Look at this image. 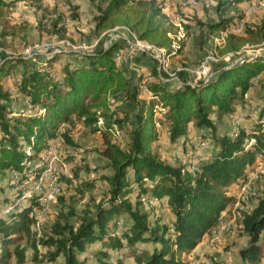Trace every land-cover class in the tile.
<instances>
[{
  "label": "trees",
  "instance_id": "obj_1",
  "mask_svg": "<svg viewBox=\"0 0 264 264\" xmlns=\"http://www.w3.org/2000/svg\"><path fill=\"white\" fill-rule=\"evenodd\" d=\"M102 1L106 2L97 5V14L93 16L94 33L125 26L138 38L172 51L170 26L162 12L161 0ZM251 1L235 0L233 3L239 5L237 12L210 23V30L237 23L242 17L240 4ZM9 4L0 0V38L23 32L28 26L26 21L10 22ZM71 16L78 18L76 12ZM63 17V13H58L50 22L40 20L38 28L65 37ZM263 42L264 19L257 24H245L240 33L229 31L216 47L221 54L236 53L245 45ZM118 47L113 42L92 51L73 53L59 66L56 61L61 54H43L38 60L21 54L0 55V173L15 168L20 172V180L32 177L34 168L29 161L45 149L46 139L56 134L60 123L75 117L101 133L102 154L108 159L111 173L100 174V179L107 183L108 196L94 210L84 212L77 225L67 220L55 222L53 235L42 239L45 245L53 246L47 260L54 261L61 255L63 260L57 264H86L89 259L91 264H124V257H131L134 260L131 264H183L181 254L198 242L225 208L231 181L243 174L257 154H264V93L257 103L258 116L250 126H239L235 134H216L211 116L215 109L219 115L229 113L234 109L232 102L237 93L242 96L249 93L251 78L264 71V54L226 62L206 80L198 83L184 80L171 88L154 66L149 70L154 79L142 82V74L133 79L114 59L113 52ZM11 71L19 75V82L12 83L13 89L40 112L10 111L9 83L4 78ZM142 83L149 93L142 92ZM121 95L132 106L119 103L117 98ZM247 95V99H253ZM113 103L115 109L111 108ZM158 104L164 109L161 126L171 140L189 137V127L196 128L202 137L207 129L212 131L215 146L210 156L195 160V170L180 162L164 160L153 149L152 142L157 138L154 112ZM128 121L131 125L127 129ZM114 124L127 130L126 146L111 140L109 133ZM62 136L67 144H74L68 128L63 129ZM248 137L255 141L246 147ZM24 144L30 147V152ZM129 168L133 170L132 176ZM148 193L171 210L169 222H160L161 214L155 212L151 224V212L141 200ZM30 200L0 216V264H10L11 254L14 264H25L26 247L17 244L11 250L9 243L12 233L28 229L34 194ZM118 215L124 217L116 229L114 219ZM242 223L249 241L240 249V255L247 264H258L264 257V198L244 215ZM94 241L101 245L86 254V245ZM137 242H151L154 246L148 250L137 246ZM32 246L36 248V243Z\"/></svg>",
  "mask_w": 264,
  "mask_h": 264
},
{
  "label": "rangeland",
  "instance_id": "obj_2",
  "mask_svg": "<svg viewBox=\"0 0 264 264\" xmlns=\"http://www.w3.org/2000/svg\"><path fill=\"white\" fill-rule=\"evenodd\" d=\"M234 1L197 0V5H191L187 0H172V9L181 22L184 35L178 40L179 52L171 56L166 64H161L160 76L171 88H175L184 80L194 83L195 71L203 55L208 50H216L218 52L217 59L209 64L208 69L204 73L208 75H212L226 62H236L245 56L264 54V43L253 46L245 45L241 52L230 54H221L215 47L216 42L221 40L232 24L227 28L213 32L208 25L218 21L221 16H232L233 12H237L236 8L238 7L236 6L239 5L233 3ZM105 2L102 0H27V4L23 7L24 16L21 17L27 21V29L10 36V44L0 45L14 54H21L24 46L36 40L71 39L77 42L81 39L92 41L98 38V43L93 47L95 49L106 47L113 42L119 44V47L113 52L115 61L126 63L125 59H122L123 56L132 55L134 58L139 57L141 62L149 64L148 68L142 69L144 72H148L151 66L157 69L160 63L156 58L157 53L153 50H130L129 42L133 40L134 36V32L131 29L125 26H116L102 31L100 34L93 32L95 23L93 16L97 14V5ZM249 4V2L240 4L239 14L242 17L237 22H242L243 28L245 24H257L264 19V3L251 12L248 9ZM75 12L78 14V18L74 19L75 22L72 25H66L65 37L38 28L37 24L40 20L50 22L58 13H69L71 15ZM59 22L62 23L61 17ZM168 24L172 32L175 33L177 28L171 23ZM76 25H81L86 30L84 32L77 31L75 29ZM74 30L75 32H73ZM192 45L195 46L196 53H193ZM62 48H64V51L60 60L56 61V66H59L61 62L67 60L74 53L65 44H62ZM42 55V53L36 52L30 57L38 60ZM125 65L129 69V65ZM133 74L135 73L130 72V75L135 79ZM9 76L11 77L10 81L7 79ZM16 76L19 77L18 73L11 71L4 80L8 83H13L14 80L12 78H16ZM203 76L201 74L200 79ZM143 77L144 75H142V80H144L142 82L154 79V77L149 79H144ZM196 80L199 79L197 78ZM251 80L252 84L248 88L249 93L243 96L239 92L237 93L236 98L232 102L234 108L232 111L220 113V115L216 109L212 112L211 116L215 124L216 134L227 132L235 134L239 126H250L251 122L258 116L260 110L257 108V103L260 102L261 95L264 93V71L255 74ZM142 92L145 91L142 90ZM247 94L252 95L253 99H247ZM117 100H119V103H127L132 106V102L128 101L124 95L119 96ZM14 101L17 107H23L21 98ZM32 108L23 112L31 114L41 111L39 108ZM163 111L164 109L160 104L156 105L154 122L157 128V138L153 140L152 147L160 158L179 162V156L187 154L186 157L191 158L195 162L199 156H210L211 150L215 146V140L210 129H207L205 137H202L196 132V128H192L189 137L181 136L173 141L167 136V132L161 126L160 120L163 119ZM122 114L120 113V115ZM236 116L239 121L236 120ZM99 124H102V120L99 121ZM130 125L131 122L128 121L125 127L128 129ZM64 128H68L72 134L74 144H67L64 141L62 136ZM109 136L112 141L126 146L128 141L127 130H125L123 135H117L110 131ZM194 136L202 139L204 144L200 145L194 139ZM250 138L252 137H248L244 143L246 147L255 141V139L250 141ZM45 142V149L40 152V155L29 161L34 168L32 173L37 175L44 168L45 165L40 163L41 156L49 145L56 143L60 191L56 199L44 208L38 207L36 203H33L29 210V216H32V219L26 225L28 229L12 233L9 248L12 250L17 244L24 245L26 247L25 264H57L62 261L63 257L61 255L56 257L54 261L47 260V255L53 250V246L45 245L42 243V239L53 235L54 224L57 221L62 223L67 220L69 223L77 225L84 212L94 210L95 205L108 196L107 183L100 179V174H110L111 170L108 165V159L102 154L104 142L99 131L93 130L90 126L85 125L74 117L70 121L60 123L56 134L47 138ZM23 147L27 152L31 151L29 146L24 144ZM191 149L194 152L192 156L190 155ZM132 173L133 170L129 168V175L132 176ZM34 175L22 181L20 180V172L15 168H9L2 174L0 173V203L7 201L16 192L22 191L21 185H24V183H27L28 186L32 185ZM88 183H93V185L90 186ZM226 194L229 199L216 221L192 248L181 254L183 264L189 261L192 264H247L239 252L249 241V236L243 229L242 220L244 215L255 207L258 200L264 198V154H257L253 161L245 166L243 174L231 181L227 187ZM141 200L151 212V224L155 220V212L161 214L160 222L170 221L172 213L164 205V202L160 203L149 193L143 195ZM123 217L124 215H118L114 219V227L116 229L120 226ZM33 242L36 243V248L32 246ZM100 245L99 241L87 244L85 253L90 255ZM136 245L146 247L148 250H151L154 246L151 242H137ZM124 250H127V248L124 247ZM9 262L14 264L13 254L9 257ZM128 263H134V260L131 257H124V264ZM86 264H91L90 259ZM258 264H264V257Z\"/></svg>",
  "mask_w": 264,
  "mask_h": 264
},
{
  "label": "built area",
  "instance_id": "obj_3",
  "mask_svg": "<svg viewBox=\"0 0 264 264\" xmlns=\"http://www.w3.org/2000/svg\"><path fill=\"white\" fill-rule=\"evenodd\" d=\"M48 1V0H47ZM162 1V12L166 15V20L168 23H171L173 26H175L177 28V31L175 33L172 32V30L170 29V31L168 32V34L171 36L172 38V43H171V52H167V50L164 47H158L155 46L149 42H147L146 40L140 39L138 38L135 33L133 36V40H131L129 42V47L130 50H134V49H140L143 51H149V50H153L155 53H157V59L159 61V65L157 66V71L160 74V69H161V64H166L168 59L175 55L178 52V40L181 39V37L184 35L183 30H182V26H181V22L179 20V18L177 17V15L175 14V12L172 9V5L173 2L172 0H161ZM187 2L191 5H197L198 2L197 0H187ZM249 11H254L257 8H259L263 3L264 0H255V1H251L249 2ZM63 22L65 25L70 26L72 25L75 20L71 17V15L69 13H65L64 17H63ZM77 29V31H82L84 32L86 30L85 27L81 26V25H76L75 26ZM116 27V26H115ZM243 30V23L242 22H237L235 24H233L229 31H233V32H242ZM75 32V30L73 31ZM226 32L224 34V36H222L220 41L216 42V46H219L222 44L224 37L226 36V34L228 33ZM99 39L96 38L95 40L92 41H86V40H78L77 42L72 41L71 39H62V40H36L34 42H32L31 44H28L26 46H24V48L21 51V55H25V56H32L34 53L36 52H40L42 54H62V52L64 51V48H62V44H65L68 48L72 49V51H74V53H84V52H88V51H92L95 50V48H93L94 46H96V44L98 43ZM264 43V42H263ZM215 46V47H216ZM232 52H228L226 54H230ZM236 53H239V51H237ZM1 54H11V55H18V54H14L10 51H8L4 46L0 45V55ZM218 57V52L216 50H208L202 57L198 68L195 71V78H194V83H198L202 80H206L208 79L211 75L208 74H204L205 71L208 69L209 64L211 62H213L214 60H216ZM146 69V68H144ZM201 74L204 75L203 78L200 79ZM142 75H144V79H149L151 77H153L149 71L148 72H142ZM11 77L9 76L7 79L8 81H10ZM199 80H196V79ZM14 81L13 82H19L18 79L19 77L16 76V78H12ZM144 81V80H142ZM12 83V82H10ZM8 86V90L10 92V101L8 103V107L10 109V111L14 112L16 110H20V111H24L26 109H33L32 104L30 103V101L23 96L21 93H19L18 91L13 89V86L10 85ZM142 90L145 92H150L147 87L142 83L141 85ZM22 100V108H19L16 106V103L14 100H18L20 99ZM115 103H113L111 105L112 109H115ZM258 110H260V106H257ZM236 120H238L237 116H236ZM101 121V120H99ZM98 121V122H99ZM112 132L116 133L117 135H123L125 134V130L124 128L119 127L117 124H114L112 129ZM168 133V131H166ZM196 136H194V139L197 140V142L200 145L204 144V141L200 138H198ZM254 138H250V141H253ZM198 151V150H197ZM193 149L190 150V155H193ZM187 154H181L179 156V162L183 165H185V167H187L190 170H195L196 169V165L195 162L191 159V158H187L186 157ZM42 159H41V164H44V168L37 174L33 176V184L28 186L27 183H24V185H21V188L23 189L22 191H18L15 194H13L12 196H10V198L7 201L1 202L0 203V216H5L8 213H10L11 211L20 208L24 203H29L31 202L30 200V196H32L33 194L35 195V203L36 206L38 207H45L47 206L50 202L54 201L60 191V186H59V172H58V164H57V150H56V143H52L51 145L48 146V148L45 150V152L42 154ZM186 264H192V262H187Z\"/></svg>",
  "mask_w": 264,
  "mask_h": 264
},
{
  "label": "crops",
  "instance_id": "obj_4",
  "mask_svg": "<svg viewBox=\"0 0 264 264\" xmlns=\"http://www.w3.org/2000/svg\"><path fill=\"white\" fill-rule=\"evenodd\" d=\"M6 1H9L10 2L9 7H8V18L10 19V22H12V23H19L21 21H26L25 19H22L21 17L24 16V14H23V12H24L23 7L27 4L26 3L27 0H6ZM10 36H12V35H6L3 38H0V44H2V45H7L6 43H9L10 44V42H11V37ZM4 41H6V42H4ZM192 46H193V49H192L193 50V53H196L197 50H195L196 49L195 46L194 45H192ZM119 50H120V48H119ZM122 59H125L126 63H122V62L120 63L117 60H116V62L121 67H123L125 69V71L128 72L129 74H130V72L135 73V74H133V76L135 78L137 76H139L143 72V70H142L143 68H148L149 67V64L144 63V62H141L139 57H135L134 58L131 55V56H123ZM125 64L129 65V69H128V67H126ZM189 131L192 132V127H189Z\"/></svg>",
  "mask_w": 264,
  "mask_h": 264
}]
</instances>
